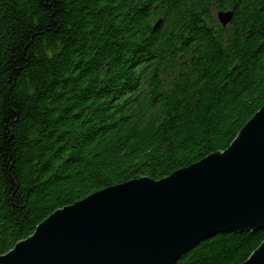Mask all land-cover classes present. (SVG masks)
Returning <instances> with one entry per match:
<instances>
[{"label": "trees", "instance_id": "16d2710c", "mask_svg": "<svg viewBox=\"0 0 264 264\" xmlns=\"http://www.w3.org/2000/svg\"><path fill=\"white\" fill-rule=\"evenodd\" d=\"M263 105L264 0H0V255L59 209L225 151ZM263 241L219 234L176 264Z\"/></svg>", "mask_w": 264, "mask_h": 264}, {"label": "water", "instance_id": "95a60500", "mask_svg": "<svg viewBox=\"0 0 264 264\" xmlns=\"http://www.w3.org/2000/svg\"><path fill=\"white\" fill-rule=\"evenodd\" d=\"M233 12H219L227 26ZM162 23L158 21L154 30ZM264 229V105L223 152L57 210L0 264H176L219 234ZM242 264H264V241Z\"/></svg>", "mask_w": 264, "mask_h": 264}, {"label": "bare ground", "instance_id": "6f19581e", "mask_svg": "<svg viewBox=\"0 0 264 264\" xmlns=\"http://www.w3.org/2000/svg\"><path fill=\"white\" fill-rule=\"evenodd\" d=\"M220 12H224V11H220ZM225 12H226V11H225ZM218 13H219V12H218ZM217 18H218V14H217ZM218 21H219V23L222 25V27H224L223 24L221 23V21L219 20V18H218ZM162 23H163V22H162ZM162 23H161V24H162ZM229 24H230V23H229ZM229 24H228V25H229ZM228 25H227V26H228ZM227 26H225L224 28H226Z\"/></svg>", "mask_w": 264, "mask_h": 264}]
</instances>
